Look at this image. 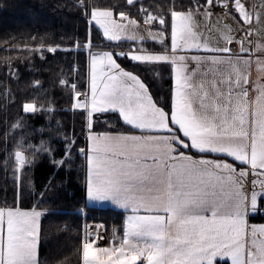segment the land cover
<instances>
[{"label":"crops","instance_id":"0c3cea01","mask_svg":"<svg viewBox=\"0 0 264 264\" xmlns=\"http://www.w3.org/2000/svg\"><path fill=\"white\" fill-rule=\"evenodd\" d=\"M225 2L230 5L221 9L225 20L205 12L201 20L208 19L201 25L207 27L202 31L185 34L181 28L150 40L159 48L145 51L153 71L148 83L159 91L169 89L168 110L140 77L107 58L96 81L102 84L100 94L111 72L125 86H138L147 96L144 121L128 119L115 108H92L89 90L74 94L76 109L90 114L114 110L131 128L90 131L87 148L88 203L123 213L122 236L128 235L118 247L129 245L126 264L141 258L145 264H233L232 253L240 249L237 259L242 258L251 239L248 216L264 199V33L253 27L258 19L264 22V0L212 6ZM228 17L241 33L227 32ZM101 176L102 186L97 179ZM197 193L214 195L202 204ZM133 205L148 211L132 213ZM130 215H142V224L158 227L136 232L126 219ZM224 232L230 239L220 243ZM101 236L95 246H109Z\"/></svg>","mask_w":264,"mask_h":264},{"label":"trees","instance_id":"16d2710c","mask_svg":"<svg viewBox=\"0 0 264 264\" xmlns=\"http://www.w3.org/2000/svg\"><path fill=\"white\" fill-rule=\"evenodd\" d=\"M220 1L0 0V132H11L19 123L22 105L36 103L38 108L44 107L46 111L21 117L39 130L34 133L36 143L51 135L57 157L64 154L65 144L71 149L65 167L58 172L53 171L47 156H38L37 163L28 173L32 183L25 180L21 190L19 206L27 207L36 202L41 211L48 212L42 221L40 252L42 258L48 257V264L82 263V231L86 223H101L108 243H112L108 237L114 235L116 229L120 230V235L123 231L121 211L88 203L87 151L80 154L77 150L88 148L90 131H128L131 128L114 110L90 114L86 109H76L74 94L87 90L90 93V87H94V82L99 79L100 65L107 58L140 77L151 88L157 103L169 109V89L159 91L158 86L148 83L153 74L150 71L152 65L146 59L133 58L137 50L158 49V44L149 40L106 39L90 21L92 10L110 9L115 16L126 15L140 22L151 19L153 28L169 35L174 12L205 11L208 4L211 6ZM41 43L46 45L42 54L35 50ZM49 48L62 50L52 54ZM35 82H40L42 87H35ZM20 135L17 132L15 137L2 138L19 139ZM3 162L0 160V165ZM49 176L55 178L43 193V200H39L33 193H40ZM5 188L10 205L14 198L11 169L7 178L0 170V206L4 203ZM263 204L264 199H261L259 207ZM248 218L252 223L264 222L261 214H249Z\"/></svg>","mask_w":264,"mask_h":264},{"label":"snow or ice","instance_id":"6c2138e0","mask_svg":"<svg viewBox=\"0 0 264 264\" xmlns=\"http://www.w3.org/2000/svg\"><path fill=\"white\" fill-rule=\"evenodd\" d=\"M77 6L79 7V5ZM232 43H235V41ZM45 49L46 45L44 43L35 47L36 52L41 54L44 53ZM61 50V48L48 49L49 53L52 54ZM63 50L67 51L70 49ZM9 75L11 76V72H9ZM35 87H42V84L35 82ZM45 111L44 107L40 106L38 108L36 103L29 105L26 102L21 106L20 117H18L19 123L12 128L11 132H0V160L4 161L0 165V170L5 172L7 178V172L11 169V177L14 185V198L12 203L9 205L7 202V189L5 188L4 203L3 206H0V264H48V257L42 258L40 255L44 231L42 221L48 215V212L41 211L36 202L27 207L19 206L22 203L21 190L24 186V181L28 180L29 183H32L28 173L37 163L38 156H47L53 171L58 172L65 167V161L71 155V149L65 144L64 154L57 157L56 149L52 146L51 135H48L47 140L40 139L36 143L37 136L34 133H37L39 130L32 128L26 120L21 118L26 115H36ZM57 126L59 127L60 125L58 124ZM29 129H31V132ZM17 132L21 133L19 139L2 138L4 136L9 138L15 137ZM77 151L80 154H84L87 149L80 148ZM54 178V176H49L40 193H33V195H38L39 200H43V193L48 190ZM97 179L102 186L103 177L101 176ZM195 195L200 197V203L207 204L210 201L206 197L214 195V193H197ZM122 203L126 206L128 202L123 201ZM131 211L132 213L140 214L147 212L148 209H141L133 205ZM251 214L264 215V212H261L258 202L253 205V212ZM126 219L136 232L154 231L158 227L154 223L148 225L142 224V215H130ZM95 227L97 231L93 233L87 231L89 225L85 224L83 226L82 264H126L123 258L124 250L129 248V245L125 244L123 249L119 248L118 245L128 233L125 232L122 236L120 235V230L116 229L114 235L108 237L112 241L109 246L97 247L95 245L103 237L99 231L101 226L96 225ZM251 227L253 229L251 239L244 246L242 258L237 259V257L241 256L240 249H236L232 253L233 264H264V222L252 223ZM228 239L230 237L224 232L219 242L224 243ZM104 243L107 244L108 241L104 240ZM77 254H79V249L77 250ZM138 262L139 264H143V258L134 261L133 264H138ZM77 264H79V261Z\"/></svg>","mask_w":264,"mask_h":264},{"label":"rangeland","instance_id":"374dc122","mask_svg":"<svg viewBox=\"0 0 264 264\" xmlns=\"http://www.w3.org/2000/svg\"><path fill=\"white\" fill-rule=\"evenodd\" d=\"M222 1H229V0H222ZM252 4H250L251 6ZM223 7L227 10L230 5L228 3H224ZM222 7V10H223ZM205 10L207 11H202V10H195V11H191V10H187V11H177L174 12L172 14V23H171V27L173 30V32H178L181 31L183 28L184 29V33L186 34H190L192 32V34H196L199 31H202L203 29H205L207 26L205 25L204 27H202V23L201 22H206V20L208 19V16H205L204 18L206 19H202L203 17V13L205 14V12H214L215 14H220V16L218 18H223L225 20V13H222L221 10L219 9V6L215 7V6H210L208 4V6L205 8ZM184 15H186L188 18L184 17ZM228 16V15H227ZM200 20V22H199ZM228 20L230 23H228V26L226 27L227 32L229 34H232L235 32V30H237L236 32L241 33L242 29L240 26H234L235 29L233 27L230 26V24L235 25L234 23V19L233 18H229ZM260 19H258L255 22V25L253 24V27H255V29L257 31H262V33H264V22H260ZM90 21L100 29L102 35L106 38V39H110L112 41H118V40H133V41H145V40H153L154 38H161L163 37V31L157 28H153L151 23L152 20L151 19H146L145 21H138L135 18L123 15V16H115L113 14V12L110 9H94L92 10V14H91V18ZM221 22V20H218ZM225 22V21H224ZM226 24V23H225ZM220 27H222L221 25H219ZM218 26V27H219ZM246 26L248 27V29L250 30V24L246 23ZM244 28V27H243ZM224 28H222V31ZM244 30L247 31L246 28H244ZM225 32V31H223ZM248 32V31H247ZM181 33V32H180ZM226 33V32H225ZM174 43H176V45H179V40H174ZM173 43V47L174 44ZM194 44V42H189L188 46H192ZM134 59L136 60H145L147 59V53L145 52V50H137V52L134 53L133 56ZM110 64V63H108ZM110 75L108 77H106L104 82V85L106 86L105 91L103 92V94H100L99 91V85L102 86L101 83H99L98 85L96 84V82H94V87H90V96H89V100H90V104L91 107H97L98 109L101 108H105V109H112L115 108L119 111H122V115H125L128 119L130 118L131 120L134 119V121L136 119L139 120V118H142L144 121V116L148 114V103H147V96H145V93L141 91V89H139L138 86L134 88L135 85L130 84L125 86V84H127V82H124L123 79L119 78L118 74H115L113 72L109 73ZM127 81V78H125ZM134 84L138 82V80L133 79ZM124 83V84H123ZM110 84L112 85V87L110 86ZM116 84H118V86H116ZM119 84H122V88L120 87ZM98 88V90H97ZM134 90V91H133ZM142 92V94H141ZM120 118V116H119ZM123 121V123H125V121L123 119H121ZM102 227L99 229V231H101ZM103 230V229H102ZM102 235L105 236L104 232L101 233ZM105 240L106 236H105Z\"/></svg>","mask_w":264,"mask_h":264},{"label":"built area","instance_id":"2783aa9c","mask_svg":"<svg viewBox=\"0 0 264 264\" xmlns=\"http://www.w3.org/2000/svg\"><path fill=\"white\" fill-rule=\"evenodd\" d=\"M219 9L221 10L222 9V6H220ZM87 225H89V228H87V231L88 232H93L94 233V232L97 231V228L95 227L97 224L91 223V224H87ZM83 231H84V229H83ZM82 239H83V232H82Z\"/></svg>","mask_w":264,"mask_h":264}]
</instances>
